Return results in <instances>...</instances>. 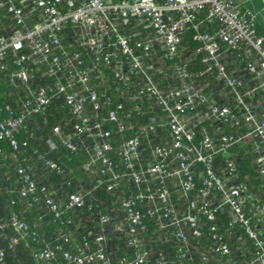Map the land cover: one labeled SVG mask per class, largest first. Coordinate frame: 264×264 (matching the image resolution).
Segmentation results:
<instances>
[{"label": "built area", "instance_id": "2783aa9c", "mask_svg": "<svg viewBox=\"0 0 264 264\" xmlns=\"http://www.w3.org/2000/svg\"><path fill=\"white\" fill-rule=\"evenodd\" d=\"M249 1L0 0V11L11 20L10 33L0 35V71H7L10 62L8 84L26 89L18 109L0 104V142L12 150L17 198L26 208L39 204L56 229L48 241L39 237L38 226L21 219L10 199L8 218L0 220V237L6 241L0 264H5L6 250L17 247L33 264H150L142 248L148 233L144 219L151 224L150 235L157 234L153 242L169 246L168 254L156 251L151 264H264V38L256 33ZM25 8L38 14L40 22L31 29ZM67 28L71 43L61 37ZM188 30L199 64L194 71L181 58ZM156 59L163 67L154 66ZM111 63L114 82L124 89L116 103L108 96L100 101L92 79L93 72L99 78L101 68ZM39 64L52 83L31 90V71ZM154 76L170 83L159 88ZM209 81L219 88L221 105ZM57 97L75 122L67 134L53 127L47 150L36 153L35 162L62 177L64 167L47 154L59 148L71 154L83 150L88 160L82 169L96 179L91 188L63 197L38 184L29 164L17 158L16 136ZM149 101L160 114L126 138ZM202 121L233 132L214 137L203 130L195 141ZM157 129H166L169 138L154 146L149 134ZM235 147L248 150L260 178L255 186L234 179L236 166L228 155ZM225 154V173L216 174L214 158ZM98 189L118 193L119 209L98 211L94 226L76 236L68 213L83 209ZM175 193L184 201L182 209ZM204 229L211 244L203 250L198 243ZM117 239L109 251L108 242Z\"/></svg>", "mask_w": 264, "mask_h": 264}, {"label": "trees", "instance_id": "16d2710c", "mask_svg": "<svg viewBox=\"0 0 264 264\" xmlns=\"http://www.w3.org/2000/svg\"><path fill=\"white\" fill-rule=\"evenodd\" d=\"M21 0H16V3ZM29 9L25 8L24 13L27 15V28L31 29L33 26H37L39 24L38 14L36 13H29ZM11 25L10 16L6 14L4 11H0V35L9 34L10 31H6L7 27ZM258 26V25H257ZM257 26H256V33H257ZM67 28L66 31H63V35L61 33V37H63L64 41L72 42V32ZM126 29H123L125 31ZM202 30H206L205 26H202ZM260 33L262 31L260 30ZM191 31H186L182 36V43L184 47V52L182 56L186 57L187 61H190L189 69L190 71L197 70L199 67L198 58H195L193 54L194 44L191 40ZM258 35V34H257ZM264 38V35H258ZM11 56L9 53L7 54V60H10ZM84 60V65L87 66L88 59L82 56ZM34 69L31 71V79L29 88L31 90H36L39 88H43L48 86V84L52 83V80L48 78L47 75L44 74V66L37 65L33 66ZM7 71H0V104L3 105H10L14 109L19 108V101L26 96V89L21 86H11L8 84L7 77L10 74L13 67L10 62L7 63ZM101 74L99 78L97 77L96 72L92 73V76L95 78L93 79L94 87L97 91V94L100 98V101L105 99V97H110L112 99V103H116L119 99V95L122 93V88L117 86L113 79V70H112V63L109 66L102 67L100 70ZM155 81L157 82L159 88L165 89L167 84L170 81L167 80H160L157 76H154ZM213 88V87H210ZM263 102L264 107V97L260 98ZM149 104L143 108V115L135 121L133 129L127 132L125 137L131 136L134 131L140 125H143L147 122L148 117L154 116L156 114H160L159 109L156 106H152L153 101H149ZM218 104L221 105L222 102L218 101ZM86 111H89V104L86 103ZM105 109H102L101 114L103 115ZM91 114V111L89 112ZM75 121L72 119L69 111L64 104L62 98H54L51 100L49 106L43 111V114H36L33 115L31 118L27 120L26 129L19 133L16 136L20 144V152L17 154V158L20 162L24 164H29L31 167V173L34 179L38 182V184L45 186L47 189L54 191L59 197H63L68 192H74L81 189H89L93 186L95 182V175L94 173L86 172L82 169V164L85 163L88 158L87 154L83 150H78L76 153H69L61 148L56 150L55 152L50 153L47 156L49 158H53L57 162H59L65 169L64 176L60 177L52 172L45 171L42 166L35 162V155L38 152H45L46 148V140L48 138H53L51 135V130L53 127L58 126L64 134L70 133L72 130V125ZM106 128H111L109 123L106 124ZM203 130H206L211 136H214V133H232L233 131L230 130L228 127L221 125L219 123H215L214 121H202L196 127V136L195 141H198L202 136ZM112 137H118L115 132L112 133ZM168 132L166 129H157L155 133L149 134V140L152 144L160 145L164 143L165 139H168ZM77 142V139L75 140ZM86 145L89 149V142H86ZM229 153V152H228ZM228 154L225 155H218L214 158L213 168L214 171H221L223 169L225 158ZM228 160H232L237 167L238 170V179L236 181H242L249 185L255 186L258 182H260V178L255 173L254 167L251 165L248 150L235 147L233 148L229 155ZM200 166V165H198ZM197 165L195 169H200ZM16 164L14 163V158L12 157V150L8 146L7 142H0V220L6 221L7 216L9 214V208L7 207V203L10 199H14L15 206H13L14 212L23 220L28 222L32 226H38V236L43 237L48 241L51 237H53L56 229L55 225L52 223L50 224L48 220V216H45L43 212L40 211L38 205L34 207L26 208L24 202L17 198L16 186L17 181V174L15 170ZM79 176H81L79 178ZM63 181H69V186L61 185ZM196 183H199L198 179H195ZM13 190V193H9L8 190ZM130 186L124 189L129 190ZM252 191L254 189H251ZM118 194V193H116ZM116 194L106 192L104 189H98L94 192L92 198L88 200L87 205L81 210H73L68 213V217L73 220V224L76 225L81 219L78 218L82 214L88 216V221L83 223L84 229H89L94 226V218L97 215L98 211H105L107 209H113L118 211L119 205L116 198ZM112 204V206H110ZM144 223L148 228V233L144 236L142 248L148 252V257L151 260L155 257V252L160 250L165 254H168L169 246L166 244L158 245L153 242V238L156 237V233H151V224L147 219H144ZM220 224L225 226L226 219L223 218L220 221ZM6 234H11L10 229L6 230ZM76 236L78 233H75ZM119 239L115 241H109V251L119 244ZM6 241L0 237V248L6 249ZM196 244V241L193 242ZM203 250L210 246V238L207 234L206 230L203 231V236L200 238L198 243ZM123 251H125V246L123 247ZM111 254V253H110ZM112 255V254H111ZM5 264H33L32 260L28 256V253L24 251L22 247H17L13 251L6 250L5 256Z\"/></svg>", "mask_w": 264, "mask_h": 264}, {"label": "crops", "instance_id": "0c3cea01", "mask_svg": "<svg viewBox=\"0 0 264 264\" xmlns=\"http://www.w3.org/2000/svg\"><path fill=\"white\" fill-rule=\"evenodd\" d=\"M246 7L249 8L255 15H256V18H257V21H258V24L260 25V27H262L263 29V35H264V0L263 1H260V0H251L249 1V3L246 4ZM232 67V69L237 66L236 64H231L229 63ZM210 84L209 86L210 87H214V89H216V85L212 82V81H209ZM215 96H218V95H215ZM216 98V97H215ZM217 101H222V103H224V101L221 99V97L218 96V98H216ZM252 165V164H251ZM236 166V164H235ZM254 167V165H252ZM255 169V167H254ZM216 174H224L225 173V163H224V166H223V169L221 171H215ZM235 180L238 179V170H237V167H236V176L234 178ZM174 198L176 199L177 201V205H178V208L179 209H182L183 206H184V201L182 199L179 198V196L175 193L174 194Z\"/></svg>", "mask_w": 264, "mask_h": 264}, {"label": "rangeland", "instance_id": "374dc122", "mask_svg": "<svg viewBox=\"0 0 264 264\" xmlns=\"http://www.w3.org/2000/svg\"><path fill=\"white\" fill-rule=\"evenodd\" d=\"M257 34L258 35H263V32L262 33H260V30L261 31H263L262 29V27H260V25L257 23ZM181 58H185V57H183L182 55H181ZM156 62H154V66L155 67H163V65H161L160 64V60L159 59H156L155 60ZM213 90H215V91H213V94H214V98L216 97V98H218V96H220L221 94H220V92H219V88L217 87L216 89H214V87H213ZM218 95V96H215V95ZM215 98V99H216ZM217 101V100H216ZM81 176H79V178H80ZM110 206H112V204L110 205ZM78 218L79 219H81L75 226L78 228L77 229V233L78 234H80L83 230H84V225H83V223H85V222H87L88 221V216L86 217L85 216V214H82L80 217L78 216Z\"/></svg>", "mask_w": 264, "mask_h": 264}]
</instances>
